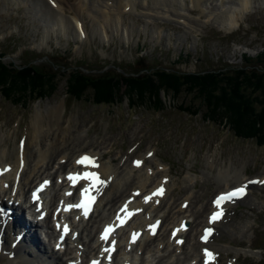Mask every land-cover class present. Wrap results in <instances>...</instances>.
Segmentation results:
<instances>
[{
  "label": "rangeland",
  "instance_id": "obj_1",
  "mask_svg": "<svg viewBox=\"0 0 264 264\" xmlns=\"http://www.w3.org/2000/svg\"><path fill=\"white\" fill-rule=\"evenodd\" d=\"M110 1L94 0L107 6L116 5V1ZM133 1L134 8H121L124 23L132 29L129 37L124 38L120 31L107 27L106 38L93 33L92 19L99 20L98 23L103 20L90 0L81 14L86 34L80 39L70 28L46 31L44 25L50 16L44 17L37 7L33 8L32 0L26 3L0 0V62L7 66L35 62L41 69L58 74L55 88L44 93L26 91L20 98L0 95V146L11 149L14 140L23 134V139H28L34 111L61 103L59 124L82 128V134L94 141L110 139L104 149L110 155L122 150L126 153L125 149L134 144L136 153L155 150L156 156L168 166L158 160L177 177L171 198L181 195L185 176L196 175L192 184L197 195L196 208L208 203L210 195L221 188L217 184L219 170L228 167L234 171L241 169L245 176L264 175V140L260 142L232 132L219 121L224 118H205L203 107L194 95L184 92L174 95L160 89L158 107L152 103L132 104L122 93L106 102L98 101L90 87L73 92L67 80L68 73L75 69L93 74L102 70L117 73L170 66L192 72L238 67L250 58L256 61L255 55L264 52V0H251L252 6L230 30L206 15V0H200V8H194L190 0L173 2L175 10H188L192 18L190 26L181 23L179 17L158 16L153 10L144 9L153 6L152 0H146L144 6L139 3L142 0ZM216 9L217 5L212 10L216 12ZM208 10L211 11L210 6ZM138 57L141 60H136ZM118 87L122 89L121 84ZM44 118L45 128L57 126L56 119L47 115ZM226 210L231 216L223 222L229 228L214 235L213 240L238 252L218 251L219 259L214 264H264V183L251 185L246 197L229 204ZM1 264L12 263L1 257Z\"/></svg>",
  "mask_w": 264,
  "mask_h": 264
},
{
  "label": "bare ground",
  "instance_id": "obj_2",
  "mask_svg": "<svg viewBox=\"0 0 264 264\" xmlns=\"http://www.w3.org/2000/svg\"><path fill=\"white\" fill-rule=\"evenodd\" d=\"M9 1L13 3H26L28 0ZM87 1L90 0H32V7H37L38 11H41L44 17L47 14L50 16L48 22L44 25L46 31L47 28L49 30H66L67 28H70L73 32H75L77 37H81L86 34L81 14L86 8ZM105 1L111 2L110 0ZM112 1H116V5H111L113 7L91 0L93 8L100 12L101 20H103V23H98L99 20L95 18H93L94 20L92 19V32L100 33L101 38H106L107 27L113 28L116 32L120 31L124 38L127 36L129 37L132 29L131 26H127L124 23L121 8L125 7V10L134 8L135 3L133 0ZM190 1L192 2L194 8H200L202 5V1L200 0ZM226 1L227 0H206V6H208V8L210 6L211 8V11L206 8L208 11L206 15L209 18H212L213 21H219L221 25H225L223 29L230 30L237 25L239 16L252 6V2L251 0H229L230 4H225ZM152 2L153 6L151 8L145 7L144 9L147 11L153 10V14L158 16L173 15L175 17H179L181 23L188 26L192 25L190 24L192 18L188 15V10H185V8L181 12L175 10V0H152ZM139 3L144 6L146 4V0H142ZM219 3L223 5H219ZM215 5L218 7V9H216L217 13L214 12L215 10H212ZM65 10L71 11V16L67 15L64 12ZM201 11L204 12L203 9H201ZM61 108V103L48 105L45 110L37 108L34 111L31 120V132L29 138L27 139L26 137V139H22V142L19 143L21 146L20 149L18 148L19 144L16 143L15 140L11 149L0 146V162L7 160L9 164H12L11 170L6 172L5 179L0 181V198L6 196L5 200L7 201L8 198L13 195H15L14 199L16 196L23 195V187L28 185L34 178L40 177L44 174H48L53 177L59 171L68 169V167L74 165V155L87 149L96 155V159H98L97 164L99 165L97 168L100 169L102 174L105 176L108 186L99 195L98 201L95 203L93 211H91L92 214L89 215L86 220H80L79 224L77 223L74 225L76 230L74 233L75 237L77 236V228L80 225L78 237L74 240V246L69 244L66 245L64 253L68 255L71 254L73 249L76 247L75 244L80 243L84 246L82 249L83 254L86 256L89 255L92 248H94L93 242L95 237L93 233V226L95 222L99 224L100 222L102 223L103 221H106L111 216L110 211L112 212L111 209L115 207L113 206L115 202L122 200L121 198L129 195L131 192L130 189L134 187L139 188V193L137 192L138 195L131 201L135 212L131 219L119 228L120 230L118 232L119 237L117 238L116 251L122 253V248L126 245V241H122V238H120L124 234L122 231L124 227L127 226L128 230L133 228V231L136 228H140L141 232L139 236H143L144 241L142 242V250L139 255L131 253L133 256L132 264H135V260L137 261V264H148L149 260L146 258L149 255L152 256V258H156L153 264H199V259L196 262L192 261V263L189 260L199 256L198 246L202 244L196 240V231L198 225H200L201 221L204 220V212L208 209L209 202L198 208L195 206L197 195L194 194V190H192L193 185L191 184L194 183L196 175L185 176L182 181L183 187L181 195L171 198L172 191L170 188L176 182L168 175L167 169L158 160L155 150L145 151L144 154H151L146 158L144 155L139 154L134 156L133 159V155H131L129 162L128 158L122 159L120 163L119 161L114 163L112 158L105 159L102 151L107 147L110 139L105 138L100 142L94 141L87 137L86 134H82V132H84L82 128L76 127L75 129H71L70 127L67 128L66 126H61L58 122L61 114ZM44 115H47L49 119H56L57 126L53 128L51 126L52 124H50L49 126L51 127L48 129L45 128L42 123V120L45 119ZM1 141L2 138L0 139V143ZM19 159L22 160V167L20 169L21 172L18 182L16 185H13L11 174ZM131 159L134 160L133 163H131ZM155 160L157 161L156 169L151 165V162ZM135 161H140V165L137 166L134 163ZM108 173H111L110 177H108ZM244 177L245 176L241 169H236L234 171L227 167L223 170H219L217 174V184L218 187L224 188L230 186L231 182V184L237 183ZM58 185L59 184L52 182V184L48 186L47 194L57 191V189H59ZM160 186H163L164 188L163 195L152 196L148 202H145V196H151V194ZM49 189L51 191H49ZM1 191H4L5 195L1 194ZM59 196H61V192H57V196L51 203L52 205ZM244 197H246V194L242 198L244 199ZM47 202L48 201H44V205ZM228 203H225L224 206L226 207ZM48 216H50V212H48ZM154 216L160 223L156 228L155 234L151 236L148 234V229L150 223L154 224ZM230 216V213L225 212V215L222 216L221 219L215 221V231L211 235L226 231L229 226H224L222 219L225 218L227 221ZM180 219L186 222V227L182 230V232H184V239L180 244V252L175 253L174 244L172 246V241L167 240V235L171 227H174L175 230L179 229L177 222ZM18 220L19 219L14 215L13 219L11 217L9 222H7L4 227L6 229V238L8 240L7 243L3 245V248L5 249V253H11V256L8 258L10 263L61 264L62 260V264H66L64 259L67 260L72 258L69 255L68 257L62 259V255H59L51 248L48 249L43 243L41 245V240H37V237L35 238L32 233L25 229V232H28L29 234L24 233L23 237L19 239L15 238V235L20 232V229L18 228H21ZM45 227L48 228L50 226L45 224ZM210 239L211 238H209L206 242H208L214 250L215 258L210 262V264H214L217 262V259H219L217 257L218 251L226 252L232 248L231 246L220 245L214 240L210 241ZM14 240L16 241L14 242ZM140 242L141 241L130 240L129 245H134V247H136V245H139ZM234 251L236 250L234 249ZM5 253H0V264L1 256L4 257ZM172 254L174 259L169 258L173 257ZM123 257L121 258L122 262H118L119 264H127L126 262H123ZM74 264L80 263L75 262Z\"/></svg>",
  "mask_w": 264,
  "mask_h": 264
},
{
  "label": "trees",
  "instance_id": "obj_3",
  "mask_svg": "<svg viewBox=\"0 0 264 264\" xmlns=\"http://www.w3.org/2000/svg\"><path fill=\"white\" fill-rule=\"evenodd\" d=\"M263 57L264 52H259L254 57L256 61L249 57L251 61L239 64L238 67L192 72L156 65L117 73L102 70L101 73L87 74L75 69L68 73L67 80L73 92L90 87L98 101L106 102L119 98L122 93L132 104L152 103L158 107L161 103L158 96L160 89L174 95L188 93L198 98L205 118H224L219 121H223L232 132L262 142ZM136 60L141 59L138 57ZM50 64L55 68L52 66L54 63ZM57 78V72L53 74L41 69L35 62H24L21 66H7L0 62V92L5 98H20L26 91L28 94L44 93L55 88ZM119 84L122 85L121 90Z\"/></svg>",
  "mask_w": 264,
  "mask_h": 264
},
{
  "label": "snow or ice",
  "instance_id": "obj_4",
  "mask_svg": "<svg viewBox=\"0 0 264 264\" xmlns=\"http://www.w3.org/2000/svg\"><path fill=\"white\" fill-rule=\"evenodd\" d=\"M151 155V154H150ZM77 164L80 165H84L86 167H90V168H97L99 167V165L96 163V158L89 156L87 154L82 155L81 157H79L76 160ZM137 166L140 165V161H135L134 162ZM86 180L89 181V186L86 188H83L81 190V201L78 204L75 205H69L68 209L75 207V208H83L84 209V215L87 216L88 211L90 210V205L94 202V197L91 196V189L93 187H96L98 185H102L105 184L106 181L101 180L99 178V173L97 172H92V171H85L83 173H69L68 175V180L71 181L73 183V185H75L76 183L79 182V180ZM48 181H45L42 185H40L39 188L36 189V191H34L32 193V198L34 201L39 200V192L43 190V188L48 184ZM249 184L251 183H264V181H248ZM246 190H247V185H242L240 187H236L233 188L230 191L221 193L220 195H218L216 197V199L213 201V205L214 207L217 209V211H213L211 213V216L209 217V222L210 223H214L215 221L219 220L222 218L223 216V205L227 202H231L235 199H238L240 197H242L243 195L246 194ZM164 193V188L163 186L158 187L152 194L151 196H145V202H148L152 196H158V195H163ZM138 195V193H137ZM158 202V201H157ZM186 206V205H185ZM124 208H127V204L124 206ZM66 209V210H68ZM124 209H122L123 211ZM5 214V210L3 208H0V215ZM133 213H129V215H132ZM117 219H120L119 214H117ZM125 221L121 220V224H123ZM159 221H156L155 224H151L149 225V228L153 231V234H155V229L159 226ZM59 227V225H58ZM181 227H186V225H181ZM115 226L114 225H108L105 226L103 232L101 233V239H107L108 236L110 235L111 231H114ZM180 229H176L173 231L172 235L173 237L176 236L177 232ZM64 231L67 232L68 228L65 225L64 226ZM213 230L211 228H206L204 229V234L202 235L201 239L206 241L208 239V236L211 234ZM138 237V234L134 233L133 234V240H135ZM63 237H61L62 239ZM177 243H182V241L177 240ZM108 249H105V252H107ZM204 255H205V264H210V262L212 260H214V254L212 252H210L207 248L204 249ZM92 264H98L97 261H93Z\"/></svg>",
  "mask_w": 264,
  "mask_h": 264
}]
</instances>
